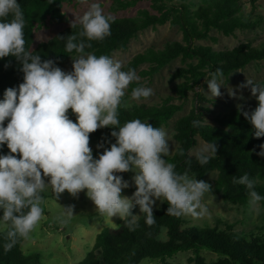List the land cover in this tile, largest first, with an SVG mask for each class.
<instances>
[{"label":"clouds","instance_id":"1","mask_svg":"<svg viewBox=\"0 0 264 264\" xmlns=\"http://www.w3.org/2000/svg\"><path fill=\"white\" fill-rule=\"evenodd\" d=\"M112 22L97 2L71 22L72 29L79 24L81 30L59 37L66 41L65 52L75 53L70 55L72 70L66 72L54 60L42 59L26 47V18L18 0H0V59L15 58L23 73V82L5 89L0 99V147L6 144L9 149L8 154H0V229L5 252L37 229L44 217L46 192L56 200L65 191L74 198L85 192L98 216L119 217L129 231L140 226V215L133 214L137 206L148 227L156 223L157 200L166 202V214L176 218H199L208 211L202 201L212 185L189 170L178 172L176 164L166 159L172 152L168 132L139 118L121 124V108L128 109L131 101L147 100L154 93L139 85L135 69L124 70L122 61L86 51L93 47L91 42L111 35ZM223 78L219 67L205 78L212 98L222 96ZM133 83L137 86L129 94ZM237 87H250L258 101L251 112L240 106L238 110L252 125L255 138L264 137V83L247 78ZM229 95L235 98L236 92L229 89ZM192 125L200 127L202 122L194 120ZM106 127L118 129L110 133L115 142L109 141V147L97 144L104 150L94 157L90 134ZM259 147L257 155L264 157V144ZM217 150L215 142L205 143L195 158L206 165ZM179 154L184 155L183 150ZM128 172L134 173L135 185L130 197L123 195L130 185L122 174ZM232 182L247 188L249 209L259 212L264 197L255 191L257 180L245 173ZM58 207L54 219L62 227L69 226L76 216L75 205Z\"/></svg>","mask_w":264,"mask_h":264},{"label":"trees","instance_id":"2","mask_svg":"<svg viewBox=\"0 0 264 264\" xmlns=\"http://www.w3.org/2000/svg\"><path fill=\"white\" fill-rule=\"evenodd\" d=\"M87 0H18L26 18V47L41 55L42 59H52L56 65L65 63L75 53L65 52V40L60 36L78 34L80 25L72 29L64 7L73 9ZM153 2L154 13L140 10L136 16L117 17L118 12L136 7L140 2ZM190 0H111V6L105 12L113 17L111 35L101 42H91L93 47L86 51L97 56L108 55L115 51L126 49L129 42L140 32L169 23L178 27L182 33L181 41H172L162 49L148 48L134 55L124 66V70L133 68L139 71V76L151 80L164 67L180 58L185 67L178 68L172 79H182L176 86L179 97H187L194 91L209 73L221 68L224 77L236 71L244 70L251 63L264 61V39L258 45L252 41L240 43L232 49L214 50L211 46L199 44L201 41L213 40L212 32L229 37L236 31L251 30L261 26L264 18L246 11L244 0H201L195 4ZM260 0H247L251 8L257 7ZM175 2V3H174ZM68 25L51 39L43 41L34 47L36 32L47 25ZM5 65H8L5 67ZM23 82V73L18 61L13 57L0 59V99H3L5 89L17 87ZM143 85V82H138ZM133 83L129 88L136 87ZM199 101L207 100L203 95L195 93ZM173 97H168L160 104H132L128 109H120V121L123 124L130 119L149 120L156 127H165L169 121L182 110V105L172 103ZM213 103V101H212ZM243 111H248L243 109ZM75 121V115L70 117ZM199 120L202 126L193 127L192 121ZM112 128H102L90 134V140L115 142L110 133ZM176 148L173 154L166 157L176 164L178 172L189 170V174L198 180H204L212 185V192L221 194L223 199L233 205H248V190L244 185L234 184L233 177L247 173L256 179L255 191L264 197V157L257 155L264 144V137L255 138L254 129L242 112L234 109L227 113H217L207 106L195 107L188 115L180 118L175 125L173 135ZM205 143L215 142L218 146L217 155L206 165L201 166L191 154V149L197 145V138ZM183 150L184 155H180ZM7 145L0 147V154H8ZM101 152H95L98 157ZM212 172L217 173L214 182L206 180ZM133 172L123 173V179ZM135 191V186L132 189ZM45 198L47 194L45 193ZM264 206V200L260 201ZM138 207V206H137ZM137 207L133 209L136 214ZM167 203L153 210L156 223L148 227L144 215L139 217V228L129 231L121 220L118 228H103L96 236L95 243L86 257L78 264H142L144 261H157L161 264L175 263L179 255L190 254L189 264H210L203 256L205 252L217 256L211 264H264V239L248 240L244 235L232 231L227 225L224 230L215 227H200L191 224L184 216L176 218L166 214ZM2 216V211H0ZM4 231H0V264H41L38 254H24L18 242L11 251H4Z\"/></svg>","mask_w":264,"mask_h":264},{"label":"rangeland","instance_id":"3","mask_svg":"<svg viewBox=\"0 0 264 264\" xmlns=\"http://www.w3.org/2000/svg\"><path fill=\"white\" fill-rule=\"evenodd\" d=\"M97 2L103 8L104 12H109L111 6V0H87L80 4L77 9L73 7L65 6L64 12L67 15L69 22L75 20L76 17L81 16L88 8L89 4ZM198 4L201 0H190ZM246 2V11L254 15H261L264 18V0H260L257 3V7L251 8V5ZM175 3V2H174ZM149 10L154 13L153 2L143 1L136 7L121 11L115 14L117 17H130L136 16L140 10ZM68 25L53 26L47 25L41 30L36 32L34 47H37L39 43L51 39L63 28ZM213 37L217 41L207 40L201 41L199 44L205 46H211L214 50L232 49L238 46L240 43L252 41L255 45H258L261 40L264 39V23L251 30L236 31L232 36L226 37L217 31L212 32ZM182 33L178 27L171 26L169 23L150 27L140 32L135 38H133L126 49L115 51L110 57L120 60L124 63V66L131 60V58L146 51L148 48L162 49L164 45L172 41H181ZM72 58L68 59L61 65H56L64 71L72 70ZM183 61L178 58L168 66L164 67L157 75L151 80L142 79L139 76V71L145 69L146 66H142L137 72L140 77L139 82H143L144 86L153 89V95L147 100L131 101L132 104H160L168 97H173L172 103L182 105V110L178 112L168 125L163 127L169 135V145L171 154L174 153L176 148V141L173 137L175 132L176 122L188 115L195 107L207 106L214 109L217 113H227L234 109H238L240 106L242 109H246L249 112L255 109L258 105V101L251 95L250 87L240 89L237 86L246 83L247 78L252 79L256 83H264V61L251 63L244 70L236 71L228 77L223 78V85H221L220 91L221 97L212 98L208 95V87L206 79H203L201 84L195 88L194 91L188 92L187 97L182 98L176 94V86L181 83L182 79H172L173 73L180 67H185ZM229 89L236 92V97H230ZM203 95L207 100L199 101L195 93ZM130 94V93H129ZM242 96V98H240ZM213 101V103H212ZM104 144L103 141L90 140V147L93 149V155L95 152H103V148H97V144ZM203 144L199 137L197 138V145L191 149V154L195 155L197 149ZM134 173L128 178L124 179L129 182V187L123 190V195L131 196L133 194L134 182L132 180ZM217 178V173L212 172L206 176V180L214 182ZM264 184V181H260ZM47 203L44 205V217L42 218L37 229L31 234L30 238L23 241L21 249L24 254H38L40 256L41 264H78L80 263L92 249L97 234L105 227L116 229L119 227L121 219L119 217H113L112 220L106 217H100L95 213L94 205L86 197L85 192H81L78 198L70 196L67 191L59 196L56 200L51 192H46ZM202 203L207 207V213L199 218H193L191 216H184L191 221L192 225L200 227H215L224 230L227 225L232 226V231L241 235H244L248 240L259 238L264 239V206L259 202V212L251 211L249 205L239 206L226 202L221 194L214 192L206 193ZM60 206L75 205L74 214L76 216L72 220L71 224L67 227H62L55 219L60 211ZM162 204L157 200L153 210L157 209ZM136 215H142L137 207ZM0 231H4L0 229ZM203 256L208 263L216 261L217 256L210 252H205ZM190 254L179 255L174 259L175 263L189 264L188 258ZM142 264H161L157 261L146 260Z\"/></svg>","mask_w":264,"mask_h":264}]
</instances>
